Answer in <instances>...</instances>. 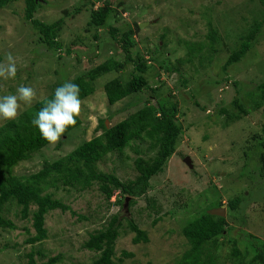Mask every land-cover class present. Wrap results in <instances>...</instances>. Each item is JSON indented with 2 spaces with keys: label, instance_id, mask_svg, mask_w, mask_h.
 I'll use <instances>...</instances> for the list:
<instances>
[{
  "label": "rangeland",
  "instance_id": "rangeland-1",
  "mask_svg": "<svg viewBox=\"0 0 264 264\" xmlns=\"http://www.w3.org/2000/svg\"><path fill=\"white\" fill-rule=\"evenodd\" d=\"M108 1L119 13L111 22L120 30H127L128 26L137 22L149 23L136 33L138 47L133 50V55L136 57L137 53L144 54L152 62L153 68L158 69L163 60L169 57V44L178 46V53L171 50L175 53L173 62L175 58L187 53L183 43L178 45L179 37L187 41L204 40L208 33V20H203L202 12L203 15L212 12L210 19L226 43L222 46L223 52L214 60V67L204 69L205 73L201 75L194 66H185L182 72L190 80L186 88L181 84L179 73L168 74L163 69L151 70L147 77L151 88H159L157 93L150 89L144 90L114 106L108 105L104 86L120 75L111 72L98 79L95 83L97 92L83 101L81 126L70 133L68 138H64L63 143H52L30 160L21 162L14 169V175L24 177L39 172L46 161L55 162L66 157L83 143L102 134L101 121L111 127L138 111L147 99L151 98L155 102L171 95L180 103L185 130L177 144V154L171 158L164 172L151 180L148 194L136 198L137 204L133 207L129 203L128 208L125 207L126 202L122 205L118 203L124 198L120 191L108 200L98 186L82 193L72 188L59 191L51 189L55 198L71 210H56L47 216L48 234L41 242H26L36 235L33 221L31 217L23 220L20 208L10 205L5 216L13 222L15 228L0 229V264H30L29 254L32 252L38 264L47 263L54 257L61 258L56 264H93L99 254L85 249L83 244L91 234L105 229L116 215L122 224L116 246V264H176L173 258L182 257L183 251L188 248L187 245L185 247L186 240L182 235L186 224L204 210L217 208L211 205L212 201L220 199L227 208L228 201L236 194H245L247 197L244 204L240 205L241 213L238 216L240 219L246 218V221L240 222L237 217H230V235L238 236L240 230H245L264 240V203L255 201L261 200L263 195L262 187L255 181L259 175L250 172L249 176L253 177L251 179L243 174L247 162L248 171L256 168V160L248 154V149L252 151V146L258 144L257 140L264 138V106L224 130L219 123L200 118L197 113L200 110L194 105L196 100L204 105L210 98L214 102L211 105L213 108L223 103V107L232 109L231 101L237 94L245 99L247 93L264 82V30L256 47L242 63L229 68L227 73L219 67L229 56L227 46L234 48L240 40L239 36L249 33L253 24L259 21L255 18L264 15L262 5L255 1L260 10L256 12L257 6H254L252 0ZM41 4L35 18L47 24L65 18L58 37L63 45L61 52H50L39 42L31 22L26 19L24 0H15L0 11V63L5 62L8 53L19 58L15 79L0 78V96L15 94L22 84L34 87L37 97L31 104H22L23 111L48 97L54 86L82 76L107 58L123 60V53L108 30H96L89 25L91 12L104 6L105 0H46L41 1ZM78 9H81L78 15L65 16V11L74 14ZM96 33L100 34L98 40L94 38ZM164 34L167 38L163 41L161 36ZM195 34L199 36L193 37ZM160 44L167 45L166 49L159 48ZM67 50L71 51L70 55ZM125 72V79H128L133 66L128 65ZM226 77H229L230 82L218 86L217 82ZM234 82L238 85L235 86ZM217 86L219 90H216ZM212 107L209 112H213ZM198 120L199 126L196 129L194 124ZM6 121L0 118V126ZM150 143L149 140H139L126 148L123 154L107 156L99 163V170L115 174L122 181L135 180L138 174L135 160L139 157L147 160L154 156L153 152L148 151ZM180 152L184 154L182 157ZM186 158L192 160V170L185 163ZM251 181H254L253 191L249 190ZM127 218L133 219L147 231L150 240L148 244L133 243L135 234L130 231ZM224 241L227 242V239ZM123 252L131 256L125 257ZM230 252V248L223 245L217 252V264H231Z\"/></svg>",
  "mask_w": 264,
  "mask_h": 264
},
{
  "label": "trees",
  "instance_id": "trees-1",
  "mask_svg": "<svg viewBox=\"0 0 264 264\" xmlns=\"http://www.w3.org/2000/svg\"><path fill=\"white\" fill-rule=\"evenodd\" d=\"M14 1L0 0V11ZM24 1L26 19L31 22L36 31L35 34L39 37V42L45 45L50 52H61L63 45L59 42L58 37L65 24V18L47 24L35 18L37 10L42 6L41 1L46 0ZM252 1H254V6H257L255 1H258L264 9V0ZM256 8V12H260L259 7ZM81 9H78L77 13L74 14L67 11L64 13L65 16L78 15ZM208 13L209 15L201 13L203 20H208L206 25L208 33L204 40L187 41V39L179 37L178 45L183 43L187 47V53L183 57L175 58L173 62L175 53H172L171 50L178 53V46H170L171 44H169L170 55L163 60L164 62L157 69L153 68L152 62L147 60L144 54L137 53L136 57L133 55V50L138 47L135 36L140 31V24L134 23L133 26L130 25L127 30L123 31L113 26L111 21L116 19L119 13L110 1L105 0L104 6L91 12L89 25L96 30L104 28L108 30L107 32L121 49L123 60H117L113 57L107 58L105 62L91 68L82 76H76L69 82L79 85L81 89L80 98L84 101L97 92L95 83L98 79L111 72H116L120 76L106 82L104 86V92L110 106H114L132 95H138L144 90L150 89L157 93L159 88H151L147 77L151 70L153 72L163 69L168 74L179 73L181 84L186 88L190 80L188 77H184L182 69L190 65L194 66L200 75L205 73L204 69L214 67V60L218 54L223 52L222 46L226 44L220 32L215 28L214 22L210 19L212 12L208 11ZM256 19L259 21L253 24L249 33L239 36L240 40L234 48H229L226 45L230 53L225 63L219 66L224 73H227L228 69L234 65L242 63L259 42L258 38L264 30V15L262 14L260 18L257 17ZM198 36L195 34L193 37ZM94 38L98 40L100 34L96 33ZM165 38L167 35L161 36L163 41ZM161 44L158 47L165 50L167 45L161 46ZM66 52L68 55L71 54L70 50ZM128 65L133 66V72L129 74L128 79H125L127 73L125 71ZM29 77V79L32 78L31 75ZM226 82H230L229 77L217 82V85L220 86ZM234 85L237 86L238 83L234 82ZM59 86L62 84L54 86L48 97L27 108L16 120H7L0 126V229L15 228L13 222L6 218L5 212L10 205H16L20 208V215L23 220L31 217L33 221L36 235L26 240L30 244L41 242L47 238L46 218L51 212L71 210L60 199L55 198V193L50 192L51 189L59 191L63 188H72L82 193L98 186L100 192L108 200L115 196L117 191H120L119 193L124 198L118 203L122 205L129 197V206L133 207L137 204L136 198H142L148 194L151 180L163 173L171 158L177 154V144L185 132L184 122L180 115V103L178 100L175 101L174 96L157 99L155 102L150 98L143 103L138 111L111 127H108L105 121H101L100 127L103 133L83 143L66 157L55 162L46 161L39 172L30 176L14 175V169L21 162L30 160L33 155L52 144L41 136L39 129L34 127L31 121L37 117L45 102L54 98L55 89ZM218 86L216 90H219L220 87ZM210 94L212 93L210 92ZM245 97V99L241 98L237 94L231 101L232 109L223 107V103H218L213 108L211 105L214 102L210 98L209 102L204 105H201L198 100L194 102V105L200 110V113L197 112L200 118L219 123L220 127L226 130L264 106V82L260 83L254 91L247 93ZM210 107H212L213 112H209ZM81 124L82 120L79 116L77 117V124L74 127H69L59 141L63 143L64 138H68L69 134L78 129ZM194 126L196 129L198 128L199 120ZM139 140L151 142L148 151L153 152L154 156L147 160L142 157L135 160V169L138 173L135 180L122 181L115 174L99 170V163L107 156L115 153L123 154L126 148ZM257 142L256 146H252V151L249 150L251 148L248 149V154H251L250 156L256 160V168L248 171L249 166L247 164L249 162H247L243 168V174L247 178L253 179L249 176L250 172L258 173L259 176L255 178V181L262 187L263 195L261 200L255 201L264 203V138L262 137ZM136 152L140 153L139 149H136ZM180 155L182 157L184 154L180 152ZM253 182L249 183V190L252 191L254 190ZM236 195L228 201L226 217L215 216L204 210L198 217L186 224L182 230V235L186 240L185 247L187 245L188 248L183 251L184 253L182 252V257L173 258L176 264H217L219 259L217 252L223 245L228 246L231 250V264H264V240L261 237L245 230H240L238 236L229 233L232 229L229 226L230 217H237L240 222L246 221V218L240 219L238 217L241 213L240 205L244 204L246 196L245 194ZM151 201L154 200L151 199ZM212 204L215 205L213 207L217 208L224 205L220 199L212 201ZM72 213L76 215L74 212ZM127 221L130 231L135 234L132 239L133 243L135 245L148 244L150 240L147 231L143 230L133 219L127 218ZM156 223L157 221L153 225ZM242 224L240 223V225ZM121 227L120 218L116 215L105 229L91 234L89 240L83 244L85 249L99 254V258L93 264H116V246ZM245 235L246 237H244ZM225 239L227 242L224 241ZM123 254L128 258L131 256L127 252H123ZM60 259V257L50 258L47 263L42 264H56ZM29 260L30 264H38L34 260L33 252L29 254ZM148 264L152 263L149 262Z\"/></svg>",
  "mask_w": 264,
  "mask_h": 264
},
{
  "label": "clouds",
  "instance_id": "clouds-1",
  "mask_svg": "<svg viewBox=\"0 0 264 264\" xmlns=\"http://www.w3.org/2000/svg\"><path fill=\"white\" fill-rule=\"evenodd\" d=\"M18 59L11 53L7 54L5 62L0 63V78L15 79ZM80 92L79 85L66 81L55 89L54 98L46 101L37 117L32 119V125L39 129L45 140L56 143L69 127L77 124V117L80 116L84 103L80 98ZM36 97V89L23 84L16 89L15 94L0 96V118L16 120L22 114V104H31ZM128 202L129 197L125 203L127 208Z\"/></svg>",
  "mask_w": 264,
  "mask_h": 264
},
{
  "label": "water",
  "instance_id": "water-1",
  "mask_svg": "<svg viewBox=\"0 0 264 264\" xmlns=\"http://www.w3.org/2000/svg\"><path fill=\"white\" fill-rule=\"evenodd\" d=\"M147 25H149V23L140 24V28H143ZM185 162L191 169L193 168V164H192V161L190 158H186ZM209 213H211L212 215H215V216L226 217L227 209L225 207H220V208H216V209L209 211Z\"/></svg>",
  "mask_w": 264,
  "mask_h": 264
}]
</instances>
